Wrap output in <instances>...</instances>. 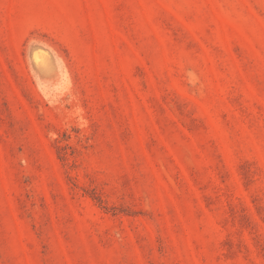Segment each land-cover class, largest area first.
Here are the masks:
<instances>
[{
    "label": "rangeland",
    "instance_id": "rangeland-1",
    "mask_svg": "<svg viewBox=\"0 0 264 264\" xmlns=\"http://www.w3.org/2000/svg\"><path fill=\"white\" fill-rule=\"evenodd\" d=\"M0 264H264V0H0Z\"/></svg>",
    "mask_w": 264,
    "mask_h": 264
}]
</instances>
